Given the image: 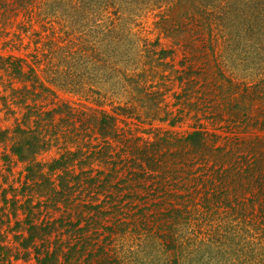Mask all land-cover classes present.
Here are the masks:
<instances>
[{"label": "trees", "instance_id": "1", "mask_svg": "<svg viewBox=\"0 0 264 264\" xmlns=\"http://www.w3.org/2000/svg\"><path fill=\"white\" fill-rule=\"evenodd\" d=\"M145 13L168 48L154 51L157 40L131 31ZM9 25L26 52L0 56V68L20 84L7 88L30 100L21 102L29 126L15 127L10 151L26 163V201L39 193L67 216L26 218L22 254L1 243L0 264H264V0H0V33ZM79 27L101 31L98 44ZM174 80L173 103H192L213 129L147 134ZM44 83L99 107L88 118L65 104L46 110L37 97L55 91ZM119 90L125 102L105 109L103 92ZM50 149L49 162L36 161ZM51 173L54 185L39 187ZM90 227L107 232L99 243Z\"/></svg>", "mask_w": 264, "mask_h": 264}, {"label": "rangeland", "instance_id": "2", "mask_svg": "<svg viewBox=\"0 0 264 264\" xmlns=\"http://www.w3.org/2000/svg\"><path fill=\"white\" fill-rule=\"evenodd\" d=\"M12 26V27H10ZM7 33H0V56H7L12 55L15 58L18 55L24 54L26 52V49H19L20 46H16V44H19V39L16 38L18 35V26L17 25H9V28H7ZM98 29L92 30L88 29H81L79 27V31L84 33V36H88V38L91 36L93 37V40L95 44H98L99 39L96 37H99L96 33ZM131 31L135 33L138 37H140L142 40L153 42L154 40H157V45H152L151 49L154 51L157 49L162 48H168L170 46V42L168 39H166L160 32L157 31V28L155 27V16L150 13H145L140 19V24L136 27L131 26ZM45 35V38L47 39H54V42L56 40V45H59L58 47H62L60 44V40L57 38H54V36L47 34L45 32H41ZM61 31H59L58 35H60ZM124 34L123 36H125ZM36 36L30 34L29 36V45L28 48L31 50L32 48H35L36 43ZM40 41V42H44ZM23 45V44H22ZM140 49H142V45H138ZM167 61V60H165ZM137 61H134V65L131 68L138 67L139 63H135ZM174 67H177L175 62H171ZM132 64V61H129L126 63V65ZM82 72L81 69H77L75 71V74L80 75ZM168 70H165L164 73H167ZM6 72L1 71L0 68V131L5 130L6 133L4 134V137L0 140V244L6 245V248H8L7 254L9 253L10 257L13 258L15 255L13 252H18L22 254V250L19 247L18 248V240L16 239V235L18 233L24 232L25 224L24 220L26 218L33 221V223H40L41 221L47 220L46 214H51L50 217H58L60 216H67V211L64 207L57 205V208H52L46 206L44 203L45 197H35L39 193H35L31 198L30 204L26 201L28 199L29 195V189L27 188L28 185L24 183V177L26 174L25 170V162H22L16 158V156L10 151L11 144L13 143L15 139L14 130L17 125H20L21 127H28L29 126V120L26 119V124L23 125L22 121V115L26 113L27 108L24 106L25 104H21V102L25 101L24 103H30V100H27V95L25 97L24 93H21L20 91L14 92L11 91L9 88H7L8 82H11L12 86L17 88L20 86L19 82H15L18 80H15L13 78L6 77ZM46 87H48L51 91L54 90L55 94L53 96L49 94H53V92H47L45 91L44 94L47 96L44 99H41L40 97H37V101H43L48 102L46 107L44 109H49L50 107H53L54 105L58 104H65L68 105L70 108L79 112V117L83 118V116L86 115V118L91 116V111L89 109H97L98 104H96V98L88 99V96L84 94V92L81 94L75 93V91L72 90H64L62 87H60L59 84L56 85H50L49 83H44ZM59 85V86H58ZM116 91V90H114ZM111 91V92H114ZM122 90H119L118 94L111 95V93L103 92V96H106L107 101L105 102L104 108L109 110L111 106L114 105H122L125 100L126 96H123L121 94ZM180 87L177 85V81L174 80L172 84L171 90L166 92V98L164 100V103H166L163 110H161L159 119L158 120H152L151 122L145 124L143 127L147 129V134L152 136L153 134H156V132H161L165 130L172 131L176 135H183L189 132L191 129L198 126V124L203 123L206 125L209 129L214 128V122H211L209 118L203 117V113L194 110V107L192 106V103L185 101L186 103H182L180 100L179 104L173 103V92H179ZM191 99V98H190ZM191 101V100H188ZM24 106V107H23ZM68 107H65L64 105L61 106L62 113L67 110ZM168 110V115H177L180 116V119L175 122V124H168L167 118L163 117L165 115V112ZM32 112H29L30 115ZM128 118L125 120L127 121ZM223 123V122H220ZM55 150L50 149L49 151H45L40 153L38 156H36V161L41 163H47L49 162L54 156H55ZM46 169L43 168L39 173H46ZM54 177L55 174L51 173L49 175H46L43 177V187L45 186V181H48L47 184L54 185ZM40 178V177H39ZM38 178V181L41 179ZM52 183V184H51ZM52 185V186H53ZM42 192H45L46 188L42 189L40 188ZM36 190H33L35 192ZM40 195V194H39ZM88 195H92V200H95L96 202L100 201V199L103 197L100 193L93 194V192H89ZM30 205V210L32 212L29 213L28 217H26V213L23 212V208H26L25 203ZM25 202V203H24ZM27 209V208H26ZM195 211V210H194ZM27 212V211H26ZM195 215V214H193ZM194 218V217H193ZM16 222H20L21 224L19 226H16ZM108 223V222H107ZM91 228V227H90ZM106 231L103 230V228L98 227L97 229L89 231V234L91 236V239L95 243H99L102 238L106 235ZM98 235V238H97ZM11 250V251H10ZM16 264H27L23 263L22 261L15 262Z\"/></svg>", "mask_w": 264, "mask_h": 264}]
</instances>
